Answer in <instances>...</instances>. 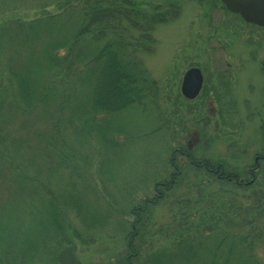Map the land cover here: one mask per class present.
Listing matches in <instances>:
<instances>
[{
    "label": "rangeland",
    "instance_id": "rangeland-1",
    "mask_svg": "<svg viewBox=\"0 0 264 264\" xmlns=\"http://www.w3.org/2000/svg\"><path fill=\"white\" fill-rule=\"evenodd\" d=\"M44 1L13 2L20 5L15 4L22 21H33L41 17L39 8ZM133 4L148 15L163 13L168 19L152 32L156 45L139 55L143 68L156 82V95L148 96L142 109H137L140 112L130 114L127 121L133 130L124 129V134L115 138L118 144L114 141L113 145L103 144L97 138L91 142L92 146L68 145L74 127L66 125L67 111L57 116V110L51 108L48 113L53 112L51 117H44L46 110H42L44 116H36L45 121L42 134L50 142L47 149H52L62 160L77 157L80 180L70 181L66 177L69 187L63 186L62 196H66L68 204L64 202L61 224H43L40 234L50 237L46 243L49 254L43 253L44 256L33 261L29 254L24 257L17 251L11 264H50L54 250L52 264H57L55 257L66 246L73 247L77 264H118L126 250L129 226L134 222L131 210L141 207L143 201L151 202L155 197L154 184L169 179L171 169L167 163L172 149L188 151L195 161L221 163L226 172L237 175L249 173L255 158L264 155V47L260 52L254 49L255 30L226 12L220 0H135ZM205 4L207 8H201ZM169 6L176 10L168 11ZM47 13L56 14L55 6L50 4ZM192 67L201 71L203 89L199 99L186 101L180 95V84L184 73ZM1 77L7 84L5 76ZM55 104L70 108L65 99ZM64 118L62 126L60 120ZM102 120L104 123L105 118ZM24 128L25 125H19L23 135ZM107 131L112 134L115 129ZM82 139L86 142L87 136L83 135ZM104 148L113 150L107 153ZM177 163L180 175L176 184L160 202L144 208L133 264H153L156 258L158 264H173L176 255L187 247L182 242L184 239H188L190 248H196L209 235L222 236L236 230L235 235L240 236L238 232L244 227L243 223L236 227L226 222L221 232L211 234L207 233L208 227L202 228L211 214L218 219L216 212L228 209L233 212L235 205L247 207L240 198L230 200L225 191L229 194L235 191L239 197L250 200L256 187L244 193L233 186L220 187L204 172L191 171L193 168L184 157H178ZM23 169L26 170V165L22 163L20 170ZM27 174L35 177L30 170ZM59 178L58 173L51 175L50 182L36 176L40 191L39 196L34 195L35 204L27 200L28 190L21 188L19 192L0 184V236L8 224L12 225L7 234L10 236L11 230L14 231L13 240L0 245L21 248L32 241L33 234L39 235L38 225L46 223L48 211L37 203L48 201ZM260 210L251 215L250 221L264 224V211ZM83 212L88 216L86 220ZM103 215H108L107 220ZM231 218L235 223L240 221ZM248 246L254 248L250 253L254 264H264V243L256 241L255 245L247 244L244 248ZM239 252L232 255L234 262L238 261ZM3 260L0 256V264ZM181 263L180 255L175 264ZM191 263L203 264L197 259Z\"/></svg>",
    "mask_w": 264,
    "mask_h": 264
},
{
    "label": "trees",
    "instance_id": "trees-1",
    "mask_svg": "<svg viewBox=\"0 0 264 264\" xmlns=\"http://www.w3.org/2000/svg\"><path fill=\"white\" fill-rule=\"evenodd\" d=\"M13 1L0 0V74L8 82L5 84L0 75V184H4L5 189L13 188L19 192L21 188L28 190L27 200L35 204L37 200L34 195L39 196L40 191V185L35 182L36 176L49 182L52 174L57 176L58 173L60 178L57 188L48 193V201L37 203L48 211L46 223L38 225L39 235L33 234L32 241L21 245V248L19 245L17 248L16 245H0L3 264L4 261L11 264L17 251H21L24 257L29 254L33 261L49 254L46 243L50 237L40 234L44 229L43 224H61L64 202L68 204L66 196H62L65 193L63 186L68 184L69 187V183H65L66 177L70 181L79 179L77 157L62 160L55 156L52 149L48 150L50 142L47 135L42 134L45 121L36 116H44L42 110H46L44 117H51L53 112L48 114L51 108L55 112L57 110V116H63L67 111L69 118L66 125L74 127L68 145L92 146L95 138L99 142L102 139L106 145H113L114 141L118 144L115 138L130 127L127 121L130 114L140 112L137 109H142L148 96L154 98L156 95V82L143 68L139 55L156 45L152 32L156 26L168 20L163 13L146 14L130 0H46L39 8L42 12L39 19L22 21L15 6L17 2ZM50 4L55 6L56 14L47 13ZM173 9L176 10L171 6L168 11ZM63 99L69 101L70 108L63 109L55 104V101ZM102 117L105 118L104 123ZM64 120H60V125H65ZM19 125H25V135ZM108 129L115 131L108 134ZM83 135L87 136L86 142L82 139ZM104 149L107 153L113 150ZM178 157L185 158L188 166L193 168L191 171L204 172L214 178L220 187L233 186L242 193L256 187L257 191L251 193L250 200L245 196L239 197L235 191L230 194L225 191L224 195L230 200L240 198L247 207L243 209L235 205L233 212H229V209L216 212L218 219L211 214L206 218L208 224L202 227H208L207 233L211 234L221 232L226 222H232L236 227L243 223V231L238 232L240 236L235 235L236 230L224 232L222 236L209 235L196 248H190L192 245H188V239H184L182 242L187 247L175 258L172 257L175 259L173 264L180 255L181 264H192L195 259L203 264H254L250 257L254 248H244V245H255L256 241L264 243V224L259 220L250 221L251 215L260 212V209L264 211V205L259 203L264 202V159L258 164L254 163L249 173L237 175L232 171L226 172L221 163L195 161L192 154L179 149L170 151L167 164L171 173L165 182L154 184V199L151 202L143 201L141 207L131 210L134 222L129 226L126 250L118 264H133V259L137 257L136 244L140 242L142 231L138 225L143 219L144 208L160 202L176 184L180 175ZM22 163L26 165V170H20ZM29 170L35 177H29ZM107 217L104 216L105 220ZM231 217L240 221L235 223ZM11 225H4L0 243L13 240L14 231L11 230V239L7 234ZM54 246L60 248V245ZM38 250L41 251L37 253ZM237 250L240 255L236 257L238 261L234 262L235 256L232 255ZM54 251L50 264L55 263ZM153 264H158V258Z\"/></svg>",
    "mask_w": 264,
    "mask_h": 264
},
{
    "label": "water",
    "instance_id": "water-1",
    "mask_svg": "<svg viewBox=\"0 0 264 264\" xmlns=\"http://www.w3.org/2000/svg\"><path fill=\"white\" fill-rule=\"evenodd\" d=\"M224 7L231 13L239 15L247 24L264 27V0H221ZM202 77L197 69L185 73L181 94L188 100H193L201 89ZM58 264H77L72 247L64 248L56 257Z\"/></svg>",
    "mask_w": 264,
    "mask_h": 264
},
{
    "label": "flooded vegetation",
    "instance_id": "flooded-vegetation-1",
    "mask_svg": "<svg viewBox=\"0 0 264 264\" xmlns=\"http://www.w3.org/2000/svg\"><path fill=\"white\" fill-rule=\"evenodd\" d=\"M130 1H131V0H130ZM132 1H135V0H132ZM199 3H200V2H199ZM169 7H171V6H169ZM203 7L207 8L206 4H205L204 6H201V8H203ZM222 7H223V9L225 10L224 6H222ZM244 25H245V24H244ZM246 26H247V27H251V26H249V25H246ZM251 28H253V29L255 30V32H256V34L254 35L255 42H254V44H253V47H254V49H255L257 52H260V50L264 47V28H261V27H251ZM260 66H261V62H260ZM195 68H197V67H195ZM197 69H198V68H197ZM199 71H200V70H199ZM200 73H201V71H200ZM201 75H202V73H201ZM203 83H204V78H203V75H202V87H201V90H200L198 96H197L193 101L199 99V97H200V95H201V93H202ZM263 159H264V155L257 156V157L255 158L254 163H255V164H258L259 161H261V160H263Z\"/></svg>",
    "mask_w": 264,
    "mask_h": 264
}]
</instances>
